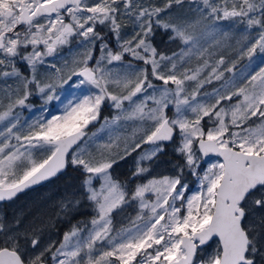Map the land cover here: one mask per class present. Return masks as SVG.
Wrapping results in <instances>:
<instances>
[{"label":"snow or ice","instance_id":"snow-or-ice-1","mask_svg":"<svg viewBox=\"0 0 264 264\" xmlns=\"http://www.w3.org/2000/svg\"><path fill=\"white\" fill-rule=\"evenodd\" d=\"M194 2L192 10L201 19L238 18L249 28L258 26L259 35L246 54L250 59L257 51L264 54V0H188L190 8ZM184 4L185 0H166L163 7L142 0H0V78H15L24 88L23 95L0 112V123L6 122L0 130V202L72 166L84 174L85 198L95 211L90 228L74 226L55 251L49 245L38 254L39 228H22L19 218L6 222L0 217V264H46V253L52 264H264V67L243 82L225 78L235 64L221 70L223 56L215 65L205 59L196 68L184 67L186 57H203L207 51L195 31L200 19L176 23L169 17L173 6ZM125 18L132 23L130 34L122 31ZM103 29L115 39V50ZM157 30L171 33L168 39L185 47L172 55L158 51L153 43ZM76 36L91 47L78 68L67 79L61 77L62 83L76 76L82 78L77 88L90 85L97 91L73 93L61 115L39 119L26 131L17 129L13 108L25 105L31 85L48 101L59 98L52 84L37 78L38 65ZM97 44L99 58L93 56ZM126 56L140 63H124ZM18 62L28 66L30 78ZM114 62H119L118 68ZM214 80L223 83L198 99L199 90ZM189 82L196 83L192 92ZM106 101L117 114L111 121L105 118L98 131L120 121L134 125L123 155L113 151L120 146L111 138L97 144L98 133L88 132L89 125L100 120ZM176 140L175 151L183 158L182 165H175L176 175L147 179L131 193L113 177L118 161L141 150L132 176L143 180L166 142ZM210 155L221 159L201 176L199 161ZM185 169L199 179V190L191 195H186ZM146 193H153L154 200ZM129 196L138 201L139 212L129 226L116 229L113 214L129 203ZM79 203L72 199L62 208Z\"/></svg>","mask_w":264,"mask_h":264},{"label":"rangeland","instance_id":"rangeland-1","mask_svg":"<svg viewBox=\"0 0 264 264\" xmlns=\"http://www.w3.org/2000/svg\"><path fill=\"white\" fill-rule=\"evenodd\" d=\"M142 2L146 5L152 4L163 7L166 0H142ZM195 7V2L192 3L190 8L188 0H185L183 7L173 6L169 13V17L173 22L176 23L185 21L191 22L200 19V23L196 26L195 31L200 37V43L202 47L207 49V51L203 57H199L197 55H192L190 58L186 57L187 63L184 65V67L196 68L198 65L202 64L205 59L209 60L212 65H215L216 61L221 56H223L225 59V65L221 70L226 67H232V65L235 64L233 72L224 73L225 78L234 77L238 82H243L245 77L250 76V74H254V72L258 71L260 67H264V54H261L259 51H257V53L251 57V59L246 54L247 49L252 43H254L255 39L259 35L260 29L258 26L249 28L246 22H240L238 18L236 20H217L212 16H208L207 19H201L200 14L192 10ZM121 23L125 25L122 31L124 33L130 34L132 32L131 21L125 18L121 20ZM70 39H78V41L85 42L83 38L79 36L72 37ZM69 45L71 47L69 51H67L68 53L63 52L64 47L58 49L53 55L44 57V64L38 65L37 69V78L42 84H52L55 87L54 94L59 98L48 101L45 95L39 93L35 86L31 85L30 91L32 94L28 96V99L25 101V105H16L13 108V115L14 117H18L19 121L17 124V129L26 131L29 124H32L39 119H48L51 118L52 115H61L65 103L73 93L79 94L82 92L87 93L89 91H97L90 85H81L79 88H77L76 85L78 84L79 79H76V76H73L72 80L69 81L68 84L62 83L61 77L67 79L72 71L78 68L79 62L83 59L88 48L81 43H70L66 46ZM87 46L91 47V45ZM97 46H99V44H97ZM116 47L117 45L115 39L112 37V48L115 50ZM183 47L185 46L179 41V45L176 49H174L173 53H179ZM166 55H172V53ZM93 56L96 58L100 57L99 49L97 51L95 49L93 50ZM130 60L133 62V64L140 63L132 60L130 56L125 57L124 63H127ZM89 63L94 64L93 66H95L94 61H90ZM52 65H55V68H53ZM113 66L118 68L119 62H114ZM18 67H20L24 76L29 78L31 77V72L24 62H18ZM56 69H60V73H57ZM204 76H207V71L202 74V78ZM154 83L159 84L161 82L154 81ZM222 83L223 81L214 80L211 84H205L204 87L199 90L200 96H198V99L203 96V93H210L214 88H219ZM195 88V82H189L187 85L188 92H192L195 90ZM23 92L24 88L22 81H17L15 78H8L7 81H5L4 78H0V112L7 110L8 105L10 103H14L18 96L23 95ZM223 103L225 106H227V104L230 102ZM174 111V107H172L168 114L171 116L174 114ZM116 114L117 110L111 106V102L106 101L101 108L100 120L95 122L94 126L89 125L88 132L89 135H91L92 132L98 133V137L96 138L97 144L108 143L111 138V141L114 144H119L120 146L119 149L114 147L113 151H119L120 154L123 155L125 141H127L129 144L131 143L132 131L134 127L133 122L120 121L118 124H111L110 127L105 128L103 131H98L100 129V125L105 123V118L111 121ZM3 123H0V130H3ZM85 139H87V137ZM12 143L15 144L16 141L13 139ZM178 143V140L174 142H166L164 151L159 154L158 159L152 162L151 171L150 173L145 174V178L143 180L134 178L131 173V178L134 179L133 188H135L136 184L147 182V179H151L153 177L160 178L164 175H176L177 169L175 168V165L183 164V158L175 151V147ZM142 147L144 150H147L149 145L145 144ZM94 148L95 146H93V150ZM23 150L24 149L21 148V151ZM140 151L141 150H137V152H133L130 155L132 163L129 167H132L133 170L135 169V160L138 158ZM128 157L129 156L126 158ZM218 159L220 158L215 157L206 164L203 163V160L201 159L199 161L200 166L197 169L198 173L202 176L203 171L206 170L211 163L216 162ZM145 166H148L147 161L145 162ZM84 178L85 176L83 175V177L80 178L77 183V187H80V189L84 192V194L80 193L82 199L85 198V189L82 187ZM114 178L119 180L116 177ZM119 181L128 187L126 182L121 180ZM183 182L189 186V190L186 195H191L192 193L199 190L198 176L191 174V172L187 169H185L184 172ZM94 184L96 187H99V183L97 181H94ZM62 192V187L59 186L58 183L51 182V184L34 190L26 195L20 196L11 202L0 204V217H4L7 212H10L11 216H14V221L17 218L22 221L20 227L39 228L41 244L35 250V252L38 254L39 251L43 250L45 247L55 244V231H57L56 221L58 218H61L64 212L69 211L68 208H62V205L67 204L69 200L74 199L68 196L65 197ZM129 193H131V191H129ZM145 195L146 198H151L153 200L155 198L153 193H146ZM128 199L129 203L125 204L122 210H118L119 219L115 222L113 217V227L116 229L129 226L130 220L134 219L139 212L138 201H132L130 196ZM77 207L78 206H75L73 208ZM88 207L89 217L73 224V227L77 225L80 227H84L85 225H87L89 228L91 227L90 221L95 215V211L90 202ZM72 228L66 230L62 236H59V240L56 242L54 247H52L53 251L59 247L63 240L64 234L69 232ZM86 235V232L81 234L82 237ZM46 254L50 256L49 259L51 261V255L49 253Z\"/></svg>","mask_w":264,"mask_h":264},{"label":"trees","instance_id":"trees-1","mask_svg":"<svg viewBox=\"0 0 264 264\" xmlns=\"http://www.w3.org/2000/svg\"><path fill=\"white\" fill-rule=\"evenodd\" d=\"M169 35H171V33H167L164 32L163 30H157L155 33V38L158 39V42H163L165 43V46L170 45V48H165L162 50H160L158 44H155V46L157 47L158 51L160 52H164L166 54L169 53H173L174 49L177 48V46L179 45V41H170L168 39ZM206 120V118H205ZM131 156H129L128 158L119 161L114 168L111 170L112 174L114 177L118 178L119 180L126 182L128 184L129 187V191H132L134 188V179L131 178V173L133 172V168L129 167L131 166ZM79 169H76L75 171L72 172V176L67 175L66 173L62 174L61 176H59L57 178V183L59 186L62 187L63 190L66 191H71L72 189L77 187V183L78 180L80 179V177L78 176V171ZM83 212L81 210H75V211H66L64 212V214L61 216V218L57 219L56 221V228L57 231H66L70 228H72L73 224L80 222L81 220H83L84 216L86 218H88V215H82ZM114 220L116 222V220L119 219L118 217V213L115 212L114 213ZM3 218H6V222H14V216H11L10 212H7L5 214V216Z\"/></svg>","mask_w":264,"mask_h":264},{"label":"flooded vegetation","instance_id":"flooded-vegetation-1","mask_svg":"<svg viewBox=\"0 0 264 264\" xmlns=\"http://www.w3.org/2000/svg\"><path fill=\"white\" fill-rule=\"evenodd\" d=\"M98 30H99V28H98ZM102 34L103 35H105L106 36V40L109 42V47L110 48H112V36H111V34L110 33H108V31H107V29H103V31H102ZM78 39H76V40H69V43L68 44H70V43H73V44H75V43H81L82 45H85L86 47H89V46H87L86 44V42H83V41H78ZM153 43H154V45L155 44H158V46H159V48H160V50H162L163 51V49H165V48H170V45H167V46H165V43H163V42H158V39H156L155 37H154V39H153ZM67 44H65V45H61V46H58V48H57V50L58 49H61L62 47H64L63 48V52L65 53H68L67 51H69V49H70V45L69 46H66ZM99 49V46H96V48H95V50L97 51ZM92 63V62H91ZM91 63H89V65L90 66H93L94 64H91ZM76 79H80V78H76ZM76 170V168H74V167H72V166H69L68 167V169L64 172V173H66L67 175H70V176H72V172L73 171H75ZM78 172V176L80 177V178H82L83 177V173H82V171L81 170H78L77 171ZM51 182H56L57 183V179L56 180H50L49 182H47V183H45V184H42V185H40V186H38V188H34V189H31V190H28V191H25V192H23L22 194H20V195H18L15 199H17L18 197H20V196H23V195H26V194H28V193H30V192H32V191H34V190H37V189H39V188H41V187H44V186H46V185H49V184H51ZM128 188V187H127ZM62 193H63V195L66 197V196H68V197H70V198H74V199H79L80 200V204L78 205V207L77 208H73V207H70V208H68V210H70V211H75V210H81L82 212H83V214L82 215H88V204H89V201L88 200H86L85 198L84 199H82L81 198V195H80V193H82V194H84V192L80 189V187H76V188H74V189H72L71 191H66V190H63L62 189ZM73 208V209H72ZM126 213V212H125ZM124 213V214H125ZM85 217V216H84ZM56 233V239H55V244H56V242L59 240V236L61 235L62 236V234L64 233V232H66V231H55ZM55 244H52V247H54V245ZM50 256H48L47 254H45V261H46V264H51V261H50Z\"/></svg>","mask_w":264,"mask_h":264},{"label":"water","instance_id":"water-1","mask_svg":"<svg viewBox=\"0 0 264 264\" xmlns=\"http://www.w3.org/2000/svg\"><path fill=\"white\" fill-rule=\"evenodd\" d=\"M214 157H216V156H214V155H210V156H208V157H203V163H208L211 159H213ZM67 170V169H66ZM66 170H64V171H66ZM63 171V172H64ZM62 172V173H63ZM62 173H59L57 176H59L60 174H62ZM57 176H55V177H52V178H50V179H48V180H46V181H42L40 184H38V185H33L32 187H30V188H28V189H25L23 192H25V191H28V190H30V189H32V188H36V187H38V186H40V185H42V184H45V183H47L48 181H50V180H53V179H55ZM23 192H21V193H18L17 194V196L19 195V194H22ZM16 196V197H17ZM15 197V198H16ZM14 199V198H13ZM4 202H8V201H4ZM4 202H0V203H4Z\"/></svg>","mask_w":264,"mask_h":264},{"label":"bare ground","instance_id":"bare-ground-1","mask_svg":"<svg viewBox=\"0 0 264 264\" xmlns=\"http://www.w3.org/2000/svg\"><path fill=\"white\" fill-rule=\"evenodd\" d=\"M14 200V199H13ZM13 200H11V201H13ZM11 201H8V202H11ZM8 202H4V203H0V204H5V203H8Z\"/></svg>","mask_w":264,"mask_h":264}]
</instances>
